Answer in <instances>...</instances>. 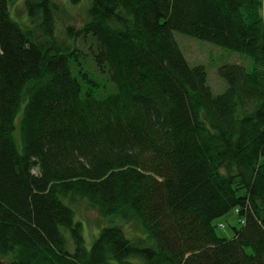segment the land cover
Wrapping results in <instances>:
<instances>
[{
	"label": "trees",
	"instance_id": "trees-1",
	"mask_svg": "<svg viewBox=\"0 0 264 264\" xmlns=\"http://www.w3.org/2000/svg\"><path fill=\"white\" fill-rule=\"evenodd\" d=\"M88 3L70 43L55 1L24 0L27 27L0 0V258L264 264L263 0ZM174 33L251 65L218 67L214 94ZM80 202L104 222L90 247ZM231 210L242 226L224 238Z\"/></svg>",
	"mask_w": 264,
	"mask_h": 264
},
{
	"label": "rangeland",
	"instance_id": "rangeland-1",
	"mask_svg": "<svg viewBox=\"0 0 264 264\" xmlns=\"http://www.w3.org/2000/svg\"><path fill=\"white\" fill-rule=\"evenodd\" d=\"M58 4V10L55 15L56 36L61 41L71 43V39L66 38V28L72 26L75 29L80 28L87 20L88 0H81L78 4H71L69 0H53ZM10 15L21 25L30 26L26 18L24 0H9ZM176 41L190 65H202L207 72V82L214 94L222 93L226 88L225 81L218 74V67L224 64H237L244 67L251 65L250 60L239 53L220 48L206 41H200L192 37L174 33ZM82 51V55L90 63V51L95 49L92 40L87 44L78 42L76 44ZM92 60V57H91ZM75 216L77 220L83 222V234L86 246L90 247L99 233V228L104 225L95 210L87 207L83 202L74 205ZM216 223H222L224 228L218 227L216 232L219 236L230 238L233 236V229H240L242 224L239 222V215L235 210L229 211L225 216L216 220ZM98 230V231H97ZM139 231H137L138 233ZM1 264H8L6 258H0ZM137 261V259H135ZM143 263V262H142Z\"/></svg>",
	"mask_w": 264,
	"mask_h": 264
},
{
	"label": "water",
	"instance_id": "water-1",
	"mask_svg": "<svg viewBox=\"0 0 264 264\" xmlns=\"http://www.w3.org/2000/svg\"><path fill=\"white\" fill-rule=\"evenodd\" d=\"M263 15H264V0H263ZM0 264H1V259H0Z\"/></svg>",
	"mask_w": 264,
	"mask_h": 264
}]
</instances>
